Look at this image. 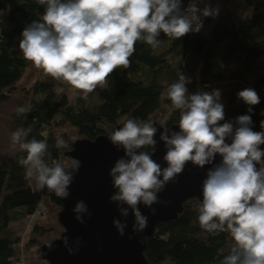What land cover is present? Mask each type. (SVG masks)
<instances>
[{
	"label": "clouds",
	"instance_id": "1",
	"mask_svg": "<svg viewBox=\"0 0 264 264\" xmlns=\"http://www.w3.org/2000/svg\"><path fill=\"white\" fill-rule=\"evenodd\" d=\"M37 2L45 6L44 14L25 27L19 49L34 68L78 90L84 99L97 87L107 85L118 68L131 66L138 42L156 49L162 43L158 39L161 33L174 40L190 32L199 33L203 27L201 17L215 18L219 14V6L205 4L200 9L197 0H190L183 10L181 0ZM189 83L179 74L167 89L172 108L180 110V131L169 133L165 128L160 135L167 149L163 158L167 167L163 170L145 150L154 151L156 146L157 128L151 120L128 118L108 136L127 157L119 159L110 171L117 190L111 200L127 205L135 217L133 230L143 231L147 217L141 214L138 204L151 207L156 203L157 193L182 173L188 162L203 168L219 155L221 164L209 170L203 182V200L197 208L199 227L211 235L228 233L233 239L230 253L219 259V264H264V150L260 148L264 131L252 130L251 115L237 117L235 128L232 122L221 125L225 112L220 90L189 94ZM237 96L249 106L248 113L260 103L259 95L251 88ZM15 111L22 115L30 112L31 106H20ZM30 132L31 128L21 126L10 136L12 146L26 153L19 160L25 179L39 190L46 188L59 198H67L79 161L70 159L71 167L49 164L48 144L35 137L28 139ZM229 138L231 143L226 142ZM55 139L57 148H71L62 136ZM73 211L83 223L81 214L87 211L83 201ZM120 211L122 216L128 215L127 209ZM113 223L123 235L125 225L119 220Z\"/></svg>",
	"mask_w": 264,
	"mask_h": 264
},
{
	"label": "trees",
	"instance_id": "2",
	"mask_svg": "<svg viewBox=\"0 0 264 264\" xmlns=\"http://www.w3.org/2000/svg\"><path fill=\"white\" fill-rule=\"evenodd\" d=\"M202 2L197 0V6L201 7ZM189 3L181 0L182 10ZM236 5L241 8L236 17L229 12L201 18L199 33L190 32L177 40L161 33L158 39L162 43L156 49L138 42L131 66L118 68L107 85L97 87L87 99L79 91L70 99L65 92H58V81L44 74L31 86V111L16 113L15 123L31 128L28 139L46 141L51 153L46 157L49 164L72 166L64 153L72 148L73 140L93 141L123 126L128 118L152 121L163 104L171 108L166 119L157 124L165 128L178 125L180 110L172 108L165 93L183 74L191 75V83L186 85L189 94L220 90V102L225 100L224 112L234 128L237 117L251 115L252 130L264 131V0H240ZM44 11L45 6L37 0H0V100H6L15 90L30 65L19 49L21 34L26 26L39 21ZM222 85L234 87L226 93ZM246 88L254 89L260 97L252 113L237 96ZM66 129L73 133V140L68 142L71 148H57L55 138L65 139ZM260 148L264 150V145ZM25 156L19 150L13 160L0 162V264H15L18 258L24 262L27 259L25 264H46L39 258L40 247L63 232L57 221L61 203L43 197L35 183L25 179V170L19 164ZM199 205L196 199L188 200L177 219L155 226L144 251L149 264H219V259L230 253L233 239L228 233L211 235L199 227ZM41 210L43 215L39 214ZM35 215L22 242L10 225L30 221Z\"/></svg>",
	"mask_w": 264,
	"mask_h": 264
},
{
	"label": "water",
	"instance_id": "3",
	"mask_svg": "<svg viewBox=\"0 0 264 264\" xmlns=\"http://www.w3.org/2000/svg\"><path fill=\"white\" fill-rule=\"evenodd\" d=\"M225 122L233 123L226 114L220 124ZM119 127L122 126L115 127L93 141L75 140L72 150L64 153L68 161H79V167L73 172L72 182L67 189V198H59L54 193H49L46 188L38 189L43 197L56 198L61 203L57 221L63 232L57 239L39 249V258L46 264H149L144 251L155 226L177 219L183 211V204L188 200L202 202L203 182L207 178V172L221 164L222 158L219 155L212 164L203 168L188 162L182 173L157 193L156 203L151 207L138 204L141 214L147 217V227L143 231H134L135 217L132 210L127 205H119L111 200L117 190L113 186L110 171L119 159H127L124 149L113 145L108 139ZM154 127L157 128L154 136L156 146L154 151H150V155L163 170L167 167V162L163 159L167 149L160 135L165 127L157 123H154ZM166 129L169 133L180 131L176 124ZM226 142L231 143V139ZM81 201L87 208L81 214L83 223L78 222L77 214L73 211ZM121 208L127 209L126 217L121 215ZM114 220L125 225L123 235L114 226Z\"/></svg>",
	"mask_w": 264,
	"mask_h": 264
},
{
	"label": "rangeland",
	"instance_id": "4",
	"mask_svg": "<svg viewBox=\"0 0 264 264\" xmlns=\"http://www.w3.org/2000/svg\"><path fill=\"white\" fill-rule=\"evenodd\" d=\"M240 0H203L202 6L199 7L203 9L205 4H210L213 8L219 6V14L216 17L226 15L227 13H232L236 17L237 14L241 12V8H239L237 3ZM205 18V17H201ZM189 75V74H188ZM44 76L42 70H38L34 68L31 63L29 67L25 70L22 79L18 82L17 87L13 90L6 100H0V162L5 159L13 160L15 158L16 153L19 151V147L15 148L12 146L10 141V136L12 132H14L20 126L15 123L14 115L16 114L15 109L20 106H28L29 101L32 98L31 95V86L34 84V81L41 79ZM191 75L186 77V79L190 80ZM233 85H222V88L227 92L232 89ZM58 92H65L70 99L75 98L78 95V90L71 89L67 84H61L57 86ZM167 93H165L166 95ZM224 98V94H223ZM225 100L222 99V104H224ZM170 104H163V109L159 111L157 115L152 117L153 123L162 122L167 117V111L170 110ZM73 133L71 130L66 129L65 141L68 143L73 140ZM76 140V139H75ZM73 140V142L75 141ZM47 198V197H46ZM39 214L43 215V210L39 212ZM41 217V216H37ZM36 219V215L33 219L23 220L17 223H12L10 228L21 238L23 242L26 239L27 233L30 229V225L33 222L32 220ZM27 259L25 260V263Z\"/></svg>",
	"mask_w": 264,
	"mask_h": 264
},
{
	"label": "built area",
	"instance_id": "5",
	"mask_svg": "<svg viewBox=\"0 0 264 264\" xmlns=\"http://www.w3.org/2000/svg\"><path fill=\"white\" fill-rule=\"evenodd\" d=\"M15 264H25L23 258H18L14 260Z\"/></svg>",
	"mask_w": 264,
	"mask_h": 264
}]
</instances>
